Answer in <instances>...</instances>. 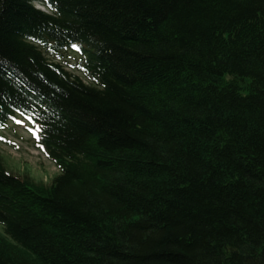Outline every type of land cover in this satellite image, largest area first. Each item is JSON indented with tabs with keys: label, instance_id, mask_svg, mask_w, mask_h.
Segmentation results:
<instances>
[{
	"label": "trees",
	"instance_id": "16d2710c",
	"mask_svg": "<svg viewBox=\"0 0 264 264\" xmlns=\"http://www.w3.org/2000/svg\"><path fill=\"white\" fill-rule=\"evenodd\" d=\"M16 114L58 175L0 155V264H264V0H0Z\"/></svg>",
	"mask_w": 264,
	"mask_h": 264
},
{
	"label": "rangeland",
	"instance_id": "374dc122",
	"mask_svg": "<svg viewBox=\"0 0 264 264\" xmlns=\"http://www.w3.org/2000/svg\"><path fill=\"white\" fill-rule=\"evenodd\" d=\"M40 9L39 5H36ZM78 56L74 52H66L62 63L69 66L77 62ZM68 68V67H67ZM69 71L87 81L84 76L68 68ZM10 129L0 131V155L7 171L16 176H28L35 182L42 181L49 184L58 175V170L43 154L35 149L32 133L35 131L30 122L15 117L8 124ZM0 232L2 229L0 228Z\"/></svg>",
	"mask_w": 264,
	"mask_h": 264
}]
</instances>
